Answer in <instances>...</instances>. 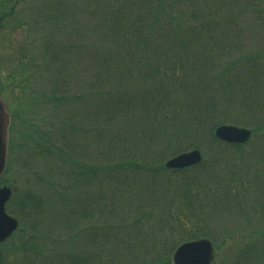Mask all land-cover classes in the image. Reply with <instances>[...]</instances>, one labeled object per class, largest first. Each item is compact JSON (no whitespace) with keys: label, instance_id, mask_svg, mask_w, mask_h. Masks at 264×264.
Listing matches in <instances>:
<instances>
[{"label":"trees","instance_id":"1","mask_svg":"<svg viewBox=\"0 0 264 264\" xmlns=\"http://www.w3.org/2000/svg\"><path fill=\"white\" fill-rule=\"evenodd\" d=\"M11 4L0 31L26 30L6 53L15 62L6 90L12 98L9 83L16 82L21 92L2 179L20 163L25 185L13 184L10 212L24 227L2 243L0 264H172L171 252L184 241L176 230H189L192 212L217 206L218 182L228 176L227 203L248 206L247 187L259 174L246 180L243 160L232 157L244 145L212 135L223 123L252 125L264 164V1ZM205 137L210 166L184 169L199 173L181 188L164 162ZM163 199L166 209H155L153 222L131 217L143 200ZM255 240L237 249L236 264H264V235Z\"/></svg>","mask_w":264,"mask_h":264},{"label":"rangeland","instance_id":"2","mask_svg":"<svg viewBox=\"0 0 264 264\" xmlns=\"http://www.w3.org/2000/svg\"><path fill=\"white\" fill-rule=\"evenodd\" d=\"M258 1H264V0H258ZM20 4H22V2ZM18 9H23V7L19 6ZM25 30L26 29H23V31L22 30H12L10 27H8L4 31H0V51L14 47V44H13L14 41L17 44H19L21 42V39L25 40L24 37L18 36V35H22V33L25 34ZM7 63H8L9 68H12L13 63H14V59L10 58L9 60H7ZM0 75H1V70H0ZM5 84H8L7 81L5 82ZM9 85L14 87L13 88L14 89L13 95L16 97H19L20 92H21V88L18 86V84L15 82V83H9ZM0 95L8 103V105L10 107V109H9L10 112L12 114H14V110L16 109V103H17L18 99L15 100L16 98H14V96H12V98H11V94L8 95V92L6 91L5 87H3V86H2V90H1ZM37 112L39 114L41 113L42 117H45L47 115V112L42 110V107H41V110L39 108H37ZM212 136H213V139H215L214 135H212ZM207 138L208 137L203 138V140H201V144L197 148L201 149L203 152V155H204L205 161L202 165L210 166V162L212 161L211 159L213 157L212 156L213 150H211V147H210L211 142H207L208 141ZM256 140H257V138L254 136L253 139L248 143L247 146L240 148L242 150H239L238 152H232V154H233L232 157H235V155H237L238 159L243 160L244 164L242 165L243 162H241L242 171H240V174L243 177H246L247 178L246 180H251L255 174H259V179H258L259 182H257V185H258L257 190H260V186H261L262 191L258 192L255 196H253V198L256 197V199H257V202L254 201L255 208L250 207L252 204L251 201L253 198L249 199V201H250V202H248L249 207L245 206L244 208H237L234 205H230L231 203H227L226 200H231V199L230 198L226 199L229 196L227 195V193L225 195L224 192L222 191V189L227 190L228 176H226L227 181L222 180L221 182L217 183V185H218L217 189L221 188V190L216 189L212 195L213 198L211 199V201L214 203H217L216 204L217 206L209 207V205H207V206H205V209L202 212H197V211L192 212V215L189 218L192 221V225L189 224L190 228L187 232L184 231V229H180V228H178L176 230L177 231V235H176L177 241L188 240L190 238H195V237H199L202 235L210 236V238H212L213 240L217 238V242L219 244V246L217 245V247H219V248L216 247L218 250V255L221 256V258H224V256H228L229 253L231 251H233L234 249H238V248L239 249H248L249 248V246H250L249 241L251 239V237H250L251 235L247 232L252 231V230H257V231L264 230V216H263V212H262V211H264L263 210L264 208L260 207L261 205H264V181H263V179H264V164H263L262 159L258 156V154H259L258 151H255L256 146L254 143ZM256 145H259V144H256ZM222 152H223V156L231 153V152H227V151H222ZM25 155H26V153L23 152L22 158H24ZM15 156H16V153H15V155H13V157H15ZM17 160H18V157H17ZM245 164H246V168L243 170V166ZM38 167L41 168L40 165ZM201 169H203V168H201ZM14 170H16L17 172L16 171L14 172ZM196 173H199L198 169H195L192 171H186V170L180 171L176 174L169 171V178L173 179V175H174L179 180L178 186L179 187L181 186V188L184 187L186 189L191 184L188 181V177L192 176V175L194 176V175H196ZM232 173L233 172L230 171V174H232ZM22 174H24V172L21 170L20 163L15 161V168H13L12 171L8 174L7 180H1L0 181V186H2L3 184H6L7 186H11L12 188H14L13 187L14 183L16 186L25 185L24 181H22V179H23ZM202 174H198L196 176L198 181L206 179L205 176ZM240 174H239V172H237V173H235V176H239ZM29 186L31 187V185H29ZM246 187H247V185H246ZM24 188L26 190H28V188L26 186ZM247 191L249 193L251 192L249 189ZM220 194L222 196L221 198L219 196ZM9 203L10 204H8V208H9V211H11V207L13 206L11 204V200ZM140 203L141 204L137 205L136 208L131 209V214H132L131 217L134 218L138 215H142L143 217H148L147 220L149 222H153V219H151L149 217L155 218L154 217L155 215H153V213H158L157 210L154 211L155 209H158V208L162 209V207H164V208L166 207L164 205V199L160 203H158L156 200H149V201L143 200ZM198 217H202V218H198ZM61 220H63V219H61ZM145 221H146V219H145ZM145 221H143V225H142L143 229L150 228L146 224ZM23 223H24V221L18 225V231L20 233H21V230L23 229L22 227H24ZM27 228H28V223H27ZM54 232H52V233H54ZM181 233H182V235H181ZM261 236H263V235L261 234ZM241 241H246V244L244 246H242L240 244ZM83 242L84 243L80 244V246H83L84 248H88V244L86 245V242H88L87 239H85ZM171 245H172V243H171ZM77 246H79V245H77ZM7 247H8L7 244L6 245L5 244L2 245V243L0 244V248L2 250H6ZM235 252H236V250H235ZM230 263L236 264L237 261L236 260H234V261L230 260ZM252 264H262V263H259L258 260L255 259Z\"/></svg>","mask_w":264,"mask_h":264},{"label":"water","instance_id":"3","mask_svg":"<svg viewBox=\"0 0 264 264\" xmlns=\"http://www.w3.org/2000/svg\"><path fill=\"white\" fill-rule=\"evenodd\" d=\"M9 113L0 99V176L6 166L8 144ZM216 136L229 142H245L251 136V130L235 125H221L216 129ZM199 150L181 153L167 161V166L181 168L201 161ZM11 194L8 187L0 188V241H4L15 230L18 221L10 216L5 203ZM175 264H211L214 258L213 245L206 238L183 243L173 254Z\"/></svg>","mask_w":264,"mask_h":264}]
</instances>
